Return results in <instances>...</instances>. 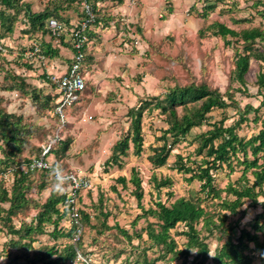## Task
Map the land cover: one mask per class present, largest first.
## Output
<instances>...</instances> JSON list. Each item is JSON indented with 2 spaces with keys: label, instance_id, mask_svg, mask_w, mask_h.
Wrapping results in <instances>:
<instances>
[{
  "label": "rangeland",
  "instance_id": "1",
  "mask_svg": "<svg viewBox=\"0 0 264 264\" xmlns=\"http://www.w3.org/2000/svg\"><path fill=\"white\" fill-rule=\"evenodd\" d=\"M93 1L98 10L99 29L96 31H100L93 36L101 37L98 40L101 56L105 57L112 53L113 48L122 50L110 75L105 77L100 72L99 75L102 77L100 80L97 77L93 78L96 83L91 80L92 74L87 77L86 90L79 101L80 105L73 110H66V123L60 133L62 139L59 142L65 140L64 143H68L67 147L64 148L62 142L58 146L61 149L57 150L59 149L57 147L54 153L55 161L64 171L76 172L91 181V188L82 191L78 201L79 210L88 214L90 221L86 223L83 219L79 220L83 233L77 242H73L76 228L68 216L62 217L58 224V229L63 232L64 237L52 239L48 233L53 230V226L45 225L43 235L33 236L30 243L32 250H27V254L31 256L34 251L55 248L57 253L52 257L55 259L60 252L64 253L65 246L71 245L76 247V259L58 264H73V261L76 264H143L144 258L150 260L158 255L157 248L144 242L146 241L144 234L142 240L132 236L131 241H128L119 231L126 230L132 235L135 231L143 229L146 224L144 219L139 218L141 211L137 208L136 200L131 193L133 190L129 183L131 169H134V174L142 182L144 194L142 204L145 208L151 206L155 200H161L167 205L178 197L202 198L203 195H199L197 181L188 183L186 176L172 169L176 154L193 157L196 147L195 136L200 129L193 130L191 135L172 148L165 166L159 168L151 166L147 163L146 155L151 154L152 145L162 144L157 140L167 125L164 123V116L158 111L144 110L141 121L144 146L142 154L136 157L129 149L127 157H120L119 164L111 165L105 163L110 157V148L119 139H130L128 115L130 108L136 107L143 99L148 100L154 96L161 98L175 86L205 84L219 90L225 97L228 90L241 109L246 104L257 107L261 98L256 95L254 83L257 73L264 70V64L250 62L249 71L245 76L247 92L235 94L239 87L237 82L231 79L235 51L231 46L224 45L221 39L213 36L212 32L205 31L199 36L198 30L203 31L207 25L215 21L232 25L234 30L259 25L264 29L258 13L264 9L250 7L256 0H237L236 6L230 5V9H225L226 13L216 9L205 19H201L198 13L202 2L190 0L184 2V6L178 4L179 6L175 8L177 17L168 18L174 10L170 0H167L168 2L163 0L162 7L165 10L160 14L153 7L159 6L162 1L155 6L151 4L149 8V0ZM259 1L264 3V0ZM24 6H29V10L35 13L49 12L51 14L49 18L57 20L66 28L74 26L75 18L76 20L81 18L79 6L69 0H24L20 3L19 19L14 24L13 31L8 33L6 27L0 26V40L7 46L6 53L0 54V197L3 191L10 192L12 186L11 176H4L7 172L5 170L9 166L19 167L23 161L35 156L42 143L56 130V118L51 116L56 86L49 81L46 70L56 75L64 73L71 63L73 53L71 45L62 35L53 34L45 29L42 37L38 38L36 35L40 33L39 31H28L29 26L23 18ZM94 29L92 28L91 32H94ZM35 42L41 43L40 55L43 58L39 59L41 64L39 67L34 63L36 57H28V51ZM93 58L91 57L92 60ZM101 58L98 59L99 62ZM87 59L85 58V74L88 75L91 72ZM99 69H102L101 65ZM97 81H101L100 87H95ZM237 106L231 105L224 111L214 109L209 114V120L225 117L227 119L225 124H230L237 118ZM177 111L181 114V108ZM263 113L264 110L261 109L259 115L263 116ZM253 118L254 113H249L248 121L238 131L240 136L248 138L256 134L260 124L254 123ZM170 140L168 138V142ZM50 159L54 161L52 154ZM5 161L8 162L7 165L3 164ZM119 176L126 178V187L116 183L115 180ZM237 176L238 172L228 177L227 171L219 170L215 176V185L224 188L228 180H234ZM153 177L157 180L169 178L171 185L157 191L153 187ZM55 183L48 175L39 172L29 174L26 182L28 189L25 192L27 207L12 219V224L16 228L22 222L29 224L36 217L51 192H55L57 196L63 194L54 189ZM99 197L102 198V212L108 214L106 220L97 215ZM200 203L208 212L220 210L215 206L210 207L209 201L201 200ZM7 208V203L0 202V264H7L9 251L12 254H20L18 248L3 249L11 238L2 224V219L6 215L1 210ZM256 212L258 211L249 209L240 226L242 227L243 223ZM236 218L229 216L227 220L234 222ZM133 221H136V224H133ZM201 225L202 223L197 229L201 230ZM71 228L72 237L66 238L65 234ZM180 230L181 227H178L173 234ZM203 235L202 231L200 236ZM224 236L222 231H212V235L206 240L209 256H212L214 250L220 246L219 240ZM174 237L178 247L183 246L184 239ZM191 253L194 254L193 251ZM18 263L26 264L24 260ZM179 263L180 260L172 261L167 256L156 264ZM207 264L211 262L208 261ZM255 264H264V256L262 263L256 256Z\"/></svg>",
  "mask_w": 264,
  "mask_h": 264
},
{
  "label": "trees",
  "instance_id": "2",
  "mask_svg": "<svg viewBox=\"0 0 264 264\" xmlns=\"http://www.w3.org/2000/svg\"><path fill=\"white\" fill-rule=\"evenodd\" d=\"M23 1L0 0V26L6 27L8 33L13 31V26L19 19L20 3H23ZM69 1L76 5L79 3V0ZM89 1L94 5L96 22L87 32V36L92 28L98 25L97 5L93 0ZM199 1L202 2L200 12L198 11L201 19H205L218 6L220 7L219 12H226L225 9H230V5L236 6L237 4V0ZM258 5H264V3L256 0L252 2L250 7L257 9ZM24 8L23 18L29 26L28 31H39L40 33L36 37H42L46 29L45 22L51 14L47 11L31 12L29 6H24ZM6 11L11 13L9 14ZM237 22L236 20L235 23ZM205 31L212 32L213 36L221 39L224 45L231 46V49L235 51L234 71L231 72L232 78L230 74L229 79H234L239 85L235 90V94L246 93L245 76L249 71L250 62L264 64V30L258 26L233 30L215 21L207 25L203 31L198 30V35L201 36ZM25 33H27V30ZM0 43L5 48V52H0V54L6 53L7 46L3 40H0ZM32 50L33 47L28 52ZM254 86L256 95L261 98L257 107L246 104L241 109L228 90L225 97L219 90L212 89L205 84H189L181 87L175 86L162 95L161 98L154 96L148 100H140L136 107L130 108L128 111L131 137L129 140L119 139L111 146L110 157L105 162L106 164H119V158L127 157L129 149L133 151L136 157L142 154L144 146L141 121L144 110L148 112L158 111L160 115L164 116V123L167 125V128H163L158 140L156 139L161 141L162 144L160 146L152 145L151 154L146 155V160L151 166L158 168L165 166L174 146L184 141L195 128H205L195 136L196 147L193 151V157L191 155L183 157L176 154L172 167L175 172L186 176V182L197 181L199 183V195H203L202 198L178 197L167 205L161 200H155L151 203V206L145 208L142 204L144 195L142 182L134 174V169H131L132 176L129 178V183L133 187L131 193L136 200L137 208L141 211L139 218L144 219L146 224L143 229L139 232L135 231L132 235L126 230L119 231L128 241H131L132 236L137 240H142L144 234L146 238L144 242L157 248L158 255L150 260L144 258L143 264H156L167 256L172 261L180 260L179 264H207L208 261L211 264H255L256 256L260 258L261 263L263 262L264 113L263 116H260L259 111L264 110V70L257 73ZM54 99H56V94ZM231 105L237 106V118L233 122L225 124L227 121L225 117L219 120H209V114L212 110L224 111ZM54 106L55 100L52 108ZM178 108H181V114H178ZM251 112L254 113L252 121L260 124V126L256 134L244 138L238 134V131L248 121V115ZM51 116H53L52 113ZM2 133H4V129ZM49 138L44 143L48 142ZM168 138L171 139L170 142H168ZM64 141L54 144L51 150L53 164L59 165L61 168L62 166L55 161L54 153L61 149L58 146ZM67 144V142L64 143V148L67 147ZM40 151L39 148L38 153L33 157H38ZM31 158L23 161L19 167L9 166L5 172L12 171L6 175L4 173V176H11L12 186L10 192L3 191L0 197L1 203L8 204L7 209L1 210L6 215L2 219V224L7 229L8 235L11 236L8 244L4 245L3 249L18 248L20 251V254H12L9 251V254L7 253V264H19L18 261L20 260H24L26 264H58L65 260H75L76 247L71 245L65 246L64 253L60 252L55 259H52L57 253L55 248H44L40 252L34 251L31 256L27 254V250H32L30 243L33 236L43 235L45 233L44 227L47 224L53 226V230L48 233L49 237L52 239L64 237L63 232L58 229L62 217H67L68 213V210L60 211L59 209V204L65 198L64 194L57 196L55 192H51L36 217L32 220L33 222L31 221L29 224L22 222L17 228L12 224V219L20 215L27 207L28 201L25 192L28 186L26 182L32 172L25 168V165ZM7 161L3 164L7 165ZM219 170L227 171L228 177L236 172L239 176L234 180H228L224 188H219L215 185V176ZM33 172L48 175L51 179L49 171ZM152 179L153 187L157 191L171 185L169 178L157 180L153 177ZM115 181L121 184L122 187L127 185L124 176L117 177ZM80 198L79 196L78 201ZM201 200L209 201L211 203L210 207L215 206L220 210L208 212L201 205ZM98 201L100 204L97 215L106 220L108 214L102 212V198L99 197ZM249 209L258 212L247 219L241 227L240 222L245 218ZM229 216L237 218L234 222H229L227 220ZM82 219L89 223L90 216L79 210L78 207V220ZM200 223H202L201 230L197 229ZM133 224H136V221H133ZM73 226L75 227V225ZM178 227H181L180 232L173 234ZM213 230L222 231L225 236L219 240L221 242L220 246L214 250L213 255L209 256L210 251L206 240L212 235ZM202 231L204 235L200 236ZM72 234L73 229L71 228L66 232L65 237L71 238ZM174 236L184 239L183 246L178 247ZM192 251L194 254L191 253Z\"/></svg>",
  "mask_w": 264,
  "mask_h": 264
},
{
  "label": "built area",
  "instance_id": "3",
  "mask_svg": "<svg viewBox=\"0 0 264 264\" xmlns=\"http://www.w3.org/2000/svg\"><path fill=\"white\" fill-rule=\"evenodd\" d=\"M80 16L79 21L72 27L66 28L53 18H48L45 22V28L53 34L62 35L64 40L71 45L73 49L71 63L67 70L60 75L48 74L49 81L56 86L55 106L52 110V115L56 118L57 127L53 136L49 141L40 146V154L38 157H33L25 168L33 171H49L56 165L50 159L52 146L58 143L62 138L60 133L64 124L66 123V110L76 107L84 93L86 87L84 62H85V48L88 43L87 32L96 22V13L94 5L89 0H79L78 3ZM38 38H41L38 37ZM40 42L33 44V50L28 53V57H36L35 65L40 66L39 59L43 57L40 55ZM0 52H5V48L0 43ZM8 170L6 174H9ZM70 177L65 184L66 189L63 194L64 200L59 204L60 211H67L69 220L75 225L76 232L74 234L73 242H76L82 234V226L78 220V198L82 191L91 188V181L81 176L76 172L64 171ZM51 179L56 182V177L51 174Z\"/></svg>",
  "mask_w": 264,
  "mask_h": 264
},
{
  "label": "crops",
  "instance_id": "4",
  "mask_svg": "<svg viewBox=\"0 0 264 264\" xmlns=\"http://www.w3.org/2000/svg\"><path fill=\"white\" fill-rule=\"evenodd\" d=\"M162 1V3L159 5V6H155V4L157 3H159V2H161ZM172 3H173V5H174V10H173V12L171 13V15H169L168 16V18L169 17H177L178 15H176L175 14V8L177 7V6H179L178 4H180L181 6H184V2H186V1H190V0H170ZM151 2V3H150ZM166 2H168L167 0H166ZM165 2V3H166ZM164 2H163V0H149V3H148V8H149V6H151V4H153V6H155V7H153L154 8V10L158 13V14H160L161 12H164L163 10H165V9H163V7H162V4H163ZM187 3H191V2H187ZM262 3V2H261ZM180 6V7H181ZM264 5H258V8L259 7H261V9H264V7H263ZM157 8H158V10H157ZM220 7L218 6L217 7V9H219ZM225 8H227V7H225ZM200 11V10H199ZM227 12V11H226ZM225 12V13H226ZM260 16V18L262 19V21H263V24H264V12H262V13H260L259 14ZM262 15H263V17H262ZM74 22L73 23H77L79 20L77 19L76 20V18L73 20ZM221 24H223V22H220ZM74 24V25H75ZM226 27H228V28H230V29H233L234 30V27L232 26V25H226V24H224ZM252 27H257V26H252ZM259 27L260 28H262L261 27V25H259ZM93 28H95L94 29V32H90L89 33V35H88V43H87V45H86V48H85V56H86V59H87V57H89L88 59H87V61H88V68H89V70H90V72L91 73H89L88 75L87 74H85V80L87 79V77H89L91 74H92V77H91V80H93V78H98L99 80H100V78H102L100 75H99V73L101 72L104 76L105 75H110V73H112L113 71H114V68H113V66L115 65V63H117V60H116V58H118V57H120V51L122 50L121 48H113V52L112 53H109V54H107L105 57L104 56H101V51H99L98 49H100V48H98V43H99V41L98 40H100L101 39V37L100 36H93V34H99L100 33V31L98 30V32L96 31L97 29H99V26H95V27H93ZM263 29V28H262ZM264 30V29H263ZM111 32V31H110ZM110 47H111V45H110ZM119 51V52H118ZM91 57H94L93 58V60L91 59ZM100 57H102L101 59V61L99 62V60L98 59H100ZM120 59H122V57L121 58H119V60ZM118 60V61H119ZM87 64V63H86ZM100 65H101V67H102V69H99L100 68ZM84 72H86L85 71V64H84ZM62 73V72H61ZM61 73H59V74H61ZM46 74L48 75H50V74H53L52 72H49V70H46ZM53 75H56V74H53ZM105 77H107V76H105ZM103 82L105 83V79H103ZM93 83H96V80L94 79L93 80ZM100 83H101V81H97V84H94L95 85V87H100L101 85H100ZM103 85V84H102ZM97 91V90H96ZM81 101V100H80ZM78 105H80V102L76 105V106H78ZM76 107H74V109H75ZM71 110H73V108L71 109ZM71 112V111H70ZM196 130L198 129V128H195ZM199 129H200V132H202L205 128L204 127H199ZM199 132V133H200ZM113 145V144H112ZM148 163V162H147ZM149 164V163H148ZM238 176H239V174H238ZM237 176V177H238ZM236 179V178H235Z\"/></svg>",
  "mask_w": 264,
  "mask_h": 264
},
{
  "label": "clouds",
  "instance_id": "5",
  "mask_svg": "<svg viewBox=\"0 0 264 264\" xmlns=\"http://www.w3.org/2000/svg\"><path fill=\"white\" fill-rule=\"evenodd\" d=\"M50 174L56 177V183L54 184V189L59 191L60 193H63L66 190L64 188V185L67 183L70 177L64 173V170L59 165L52 167L50 169ZM73 264H76V262L73 261Z\"/></svg>",
  "mask_w": 264,
  "mask_h": 264
}]
</instances>
